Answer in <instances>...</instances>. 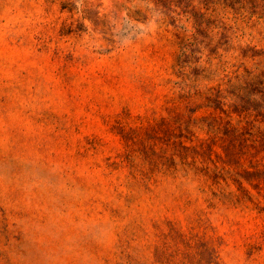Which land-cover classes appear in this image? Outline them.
Here are the masks:
<instances>
[{"label": "rangeland", "instance_id": "rangeland-1", "mask_svg": "<svg viewBox=\"0 0 264 264\" xmlns=\"http://www.w3.org/2000/svg\"><path fill=\"white\" fill-rule=\"evenodd\" d=\"M0 264H264V0H0Z\"/></svg>", "mask_w": 264, "mask_h": 264}, {"label": "trees", "instance_id": "trees-1", "mask_svg": "<svg viewBox=\"0 0 264 264\" xmlns=\"http://www.w3.org/2000/svg\"><path fill=\"white\" fill-rule=\"evenodd\" d=\"M224 97L221 96V93L220 92H217L215 95H214V98L211 99V102L212 104L214 105V108L217 109V110H220V112L222 113H226V110L223 109V107L225 106L224 102L222 101ZM237 109V105L233 106V110L236 111ZM232 113V112H231ZM230 132V129H229V126L227 125V123L224 125V128H223V133L225 135H228ZM228 148L229 149H232L233 148V142L230 143V145H228Z\"/></svg>", "mask_w": 264, "mask_h": 264}]
</instances>
